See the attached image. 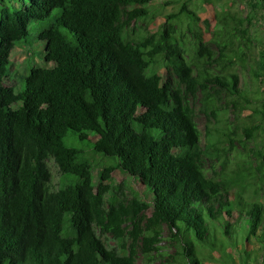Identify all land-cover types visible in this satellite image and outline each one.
<instances>
[{
    "label": "trees",
    "instance_id": "obj_1",
    "mask_svg": "<svg viewBox=\"0 0 264 264\" xmlns=\"http://www.w3.org/2000/svg\"><path fill=\"white\" fill-rule=\"evenodd\" d=\"M156 1L0 0V264H264V109L247 114L262 96L236 71L264 76L256 16L232 1L203 30L196 0H171L135 33ZM52 16L38 36L49 65L16 92L13 50ZM49 160L72 181L54 187Z\"/></svg>",
    "mask_w": 264,
    "mask_h": 264
},
{
    "label": "rangeland",
    "instance_id": "obj_2",
    "mask_svg": "<svg viewBox=\"0 0 264 264\" xmlns=\"http://www.w3.org/2000/svg\"><path fill=\"white\" fill-rule=\"evenodd\" d=\"M170 1V2H168ZM232 1L235 2V8L240 9L244 15L250 14L251 16L255 17V22L249 27L248 34L253 36L255 38V41H257V47L256 52L258 54L259 51L264 50V9H259L261 6L260 1L261 0H255L258 2V6L256 9L252 8L251 5L248 4V0H222L224 4L223 9H219L217 3V0H213L212 3H201V0H196V6L195 9L198 13V15L201 18L200 25L203 30H207L208 24L207 22H214V16L217 12H220L222 10H227V6L231 5ZM156 2H159L155 7V13L156 18L152 19L151 21H147L144 23H137L135 27V33L142 32L145 33V31L152 30L156 28L162 21H164V15L176 12L179 8V4L175 3L171 0H157ZM167 2V3H166ZM194 7V6H193ZM263 16V17H262ZM54 21V17H50L49 19L42 21V22H32L29 26V35L28 37L19 42L16 47L13 50V53L10 57V64L8 66L9 71V78H8V84L12 85L15 88L16 92H19L23 88H25V77L29 76L31 74V70L34 67H44L46 65H49L46 63L44 58V44L39 41V31L44 28H48L51 23ZM211 31V30H210ZM210 32H207V35H209ZM162 71L167 72L166 68H162ZM239 74H241V84L244 88H248L251 93H258L262 96L259 98L260 101L254 102L251 105V109L247 111L248 113H251L253 108H258L260 110L264 109V76L260 80L257 78L249 75L245 71H241L237 68ZM196 110H197V116L196 121L199 126V128L204 132L205 125H206V118L204 114L198 111L199 103L196 101ZM65 143L69 145H75L77 147H83L86 143L78 141V139L72 135L69 134L65 137ZM258 144L264 145L263 138L259 137ZM49 165L52 170L53 174V181L52 184L54 187L57 188V186H61L62 182H71L72 176L67 175L64 178H59V172H58V166L57 164L49 160ZM105 163H102L101 165L97 166L96 172V180H98V174L99 172L104 168ZM207 169L211 171V168H209V163H207ZM59 178V179H58ZM114 179L116 184H125V190L127 193H129V196L131 197L133 195V191H137L139 196L142 199H146V189L141 186L137 182H131L125 175L120 173L114 174ZM104 240L107 242V245L109 247L117 248L121 251H125V248L123 246V242L118 241L111 237L109 234H101ZM165 235H168V230L166 229ZM130 242V241H128ZM166 242H163L162 245L169 249V252H174V248L171 247V245ZM138 264H146V260L143 258L142 254H139L138 256ZM151 264H163L159 259L155 262H152ZM206 264H216V262H212L210 260L206 261Z\"/></svg>",
    "mask_w": 264,
    "mask_h": 264
}]
</instances>
